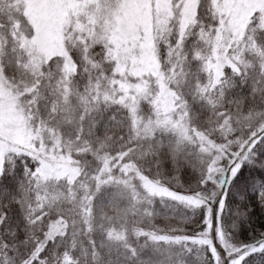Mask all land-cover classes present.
<instances>
[{
    "label": "snow or ice",
    "instance_id": "obj_1",
    "mask_svg": "<svg viewBox=\"0 0 264 264\" xmlns=\"http://www.w3.org/2000/svg\"><path fill=\"white\" fill-rule=\"evenodd\" d=\"M256 208L264 0H0V264H264Z\"/></svg>",
    "mask_w": 264,
    "mask_h": 264
},
{
    "label": "trees",
    "instance_id": "obj_2",
    "mask_svg": "<svg viewBox=\"0 0 264 264\" xmlns=\"http://www.w3.org/2000/svg\"><path fill=\"white\" fill-rule=\"evenodd\" d=\"M255 175L256 173H252ZM249 175L248 171H245V176ZM235 191V190H234ZM239 203V199L237 198L236 202L233 204V207H236ZM250 203V202H249ZM253 229L255 230V234L258 236L261 230H264V210L260 208H256L253 211L251 216V227L245 225L241 234V239L246 242L251 241L253 235Z\"/></svg>",
    "mask_w": 264,
    "mask_h": 264
},
{
    "label": "rangeland",
    "instance_id": "obj_3",
    "mask_svg": "<svg viewBox=\"0 0 264 264\" xmlns=\"http://www.w3.org/2000/svg\"><path fill=\"white\" fill-rule=\"evenodd\" d=\"M158 223H160L161 226H163L165 223H167V221H163V220H161V221H158Z\"/></svg>",
    "mask_w": 264,
    "mask_h": 264
}]
</instances>
